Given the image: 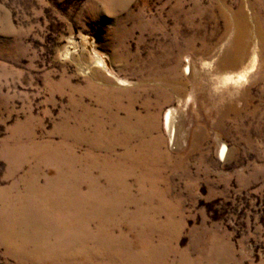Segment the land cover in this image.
Here are the masks:
<instances>
[{
    "label": "rangeland",
    "instance_id": "obj_1",
    "mask_svg": "<svg viewBox=\"0 0 264 264\" xmlns=\"http://www.w3.org/2000/svg\"><path fill=\"white\" fill-rule=\"evenodd\" d=\"M0 264H264V0H0Z\"/></svg>",
    "mask_w": 264,
    "mask_h": 264
},
{
    "label": "bare ground",
    "instance_id": "obj_2",
    "mask_svg": "<svg viewBox=\"0 0 264 264\" xmlns=\"http://www.w3.org/2000/svg\"><path fill=\"white\" fill-rule=\"evenodd\" d=\"M169 114H170V111L169 109L164 112V116H163V124H164V127L165 128H169V133H171V126L169 124ZM221 152L223 151V144H222V147H221Z\"/></svg>",
    "mask_w": 264,
    "mask_h": 264
}]
</instances>
